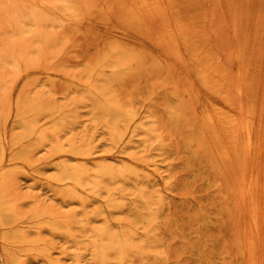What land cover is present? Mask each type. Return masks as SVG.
I'll return each mask as SVG.
<instances>
[{
    "label": "rangeland",
    "instance_id": "obj_1",
    "mask_svg": "<svg viewBox=\"0 0 264 264\" xmlns=\"http://www.w3.org/2000/svg\"><path fill=\"white\" fill-rule=\"evenodd\" d=\"M18 1L7 3V0H0V16L3 17V15L5 14L8 17L11 16L10 18L13 19V22L15 24V26H8L4 24L5 20L0 18L1 89H12L11 87L14 88V86H16L21 88L22 91H24V94L30 100L38 96L44 103L55 104L58 107H65L66 105H70L73 96L81 99V97L83 96L82 90H75L74 93H72L71 89L69 88V82L71 83V80L74 79H80L84 82H89V73L95 63H97L99 59H105L110 55V49L113 45L111 31L116 28V14L120 9L121 4L127 3L130 0ZM217 1L218 0H216V2ZM263 1L264 0H219L220 4L219 2H217V5L215 3V0H184L183 2L185 3L174 0V2L168 4V6L161 4L157 6L155 5L154 10L153 7L151 8L152 10L150 14L152 17L150 16L149 21L152 20V23L149 22L148 27L152 28V30H150L151 32H153L154 37L156 35L159 36L161 34L160 32H162V30H165L164 22H166L165 20L163 22V17L159 14V12H161V8H163L164 10L165 8L166 10H176L183 5L184 8L193 7L189 14L187 13L188 9L186 8L184 17L183 15L179 16L177 20L179 21V19H194L198 21V23L192 25L198 26L199 28L201 27L202 33L206 34L202 35L201 38L200 46L202 45V48H210L216 59L222 61V63L226 65L227 68L235 69L237 66L243 67L246 65L250 66L251 68L255 67L261 69L259 68V64H262L264 59L260 55V52L262 51L261 49H263V53L261 54L264 56V48L262 47L264 46V35L262 36L263 38L260 39L263 29L258 28L262 26L264 28ZM41 2H56L58 4L67 3L74 13L71 17L72 19L62 21H58L60 19H55L53 21H50L47 13L38 11L40 5L39 3ZM24 4H26V6ZM236 4L238 6H236ZM216 5L221 6V8H215ZM241 6L243 7L241 8ZM107 8L108 10H106ZM155 10L157 11L154 12ZM212 10L213 12H211ZM39 12H41L42 14H40ZM217 13L220 14V17L219 15H217ZM111 18H113V21H110ZM254 19L256 20V22ZM257 19L260 20L257 21ZM261 20L263 22H261ZM18 21H20V25ZM158 21L159 24H156L158 23ZM45 22L46 24H44ZM257 22H260V24ZM153 23H155L156 25ZM246 23L249 25H247ZM161 25L162 28H160ZM203 26L204 28L208 27L207 29H205L206 33L203 30ZM15 28L17 30H15ZM31 28L35 33V35L33 36L29 34L31 32ZM25 29H27L26 32ZM210 30H212V32H210ZM222 30L226 32H222ZM256 30L261 31L258 32ZM165 31H167V29ZM208 31L210 33H208ZM239 31L242 32L240 33ZM248 31L250 34H248ZM219 32L223 36L217 35L220 34ZM257 32L258 34H256ZM254 35L255 37L253 38ZM2 38L3 40H1ZM52 38L54 41L51 40ZM155 38H157V36ZM257 39H259L260 41ZM251 42L255 45H252ZM260 42H262V44H260ZM16 46L22 47L24 49L23 53L25 54H23V56H26L25 59L28 60L32 64V66L53 68L60 75V78L53 82L50 81L44 74L39 73L38 75L36 74L32 76V78L28 79L24 84H17L15 78L23 73L25 71V68L22 66L21 62L19 64L8 56V53L12 51ZM257 46H259V48ZM225 50H228L226 54ZM43 51L46 53L45 56L43 55ZM229 51H231V53H229ZM258 54L262 57L263 61L261 60L260 56H258ZM2 55H4V57H2ZM5 55H7L8 58ZM226 55L228 60L226 59ZM31 56L33 59L31 58ZM4 58L7 59L3 60ZM235 58H237V60ZM250 58L252 59L250 60ZM257 58L260 61H258ZM230 65H232L233 67ZM178 71L179 73L173 72L171 74L161 72L148 77L144 75L134 76L115 85L116 95L120 99V102L127 109H129L130 111H138L139 113H142L155 121V125L157 126L162 142L161 151H156L155 149L151 148L145 149L140 145V142H137L134 143L130 148L125 150L126 152L124 153V157H126V155H136L138 158H147V160H150L151 165L149 170L155 173V177L152 178V181L149 183V192L152 194L155 200H158L159 195L163 196V204L160 207L159 217L153 223L151 228L157 248L142 246V249L146 251L145 254L141 256L133 255V257H130L128 262H126L125 264H231V262H225L222 259V256L224 255L231 256L235 263L241 260L240 246L241 241L243 240V236L246 232L244 230H246L247 228L245 211L243 209L242 211L238 209L239 207H241L240 204H242L241 208H244V202L242 203L243 200H240V196L233 194L234 192L232 193V191L230 190L233 187V183L235 185V183L237 182V180L235 179H237L239 175L237 174L236 177V175L233 176L231 173H237L236 170L239 167L234 170V167H237L238 165H231L228 161H225V163L224 160L222 161L223 164H221L222 162L218 161L214 153L210 150L205 151L206 153L204 152L199 157H194L193 153L187 149L186 142H189L191 140L195 131V127L202 123V119H204L205 117V109L202 108L200 99L198 98L199 87L195 85V83L184 72H182V70L178 69ZM185 76L187 77L188 82L185 81ZM156 79L157 81H155ZM176 79L178 80V83ZM189 81L191 83H189ZM188 83L191 85V89L189 88L190 86H188ZM237 83L238 82H234L235 86H237L238 88L239 86L237 85ZM11 84L12 86H10ZM186 84L188 86V89H190L189 92L195 93V99L197 100H193V103H195L194 105L196 106L194 107L195 111L192 107V109H189L187 118L184 121L185 125L182 126V128H178L171 120L170 110L174 106L172 100L173 97L181 93H186L188 91L187 88L184 87L186 86ZM234 84L233 88L235 87ZM245 84H250L248 86L253 87L251 88L249 97L243 99V103L239 101V105L238 100H236L237 103L235 105H238L239 108L243 105L249 111L254 113H249L252 117L250 118V120L256 121L258 123V126H261L259 130L263 131L264 129L262 127H264V116H262V120L259 116L264 114V98H262V96L264 97V79H262L261 76L258 75L245 81ZM99 88L102 89V86L99 85ZM237 88L235 87V89ZM256 90H258L257 93ZM253 91L255 92L254 94ZM253 98L257 99V101L253 100ZM261 98L263 99L262 101ZM196 101H198V105L196 104ZM255 104L257 105L254 106ZM238 106L235 107L236 109L234 111L236 113L238 111L239 115L240 112L237 108ZM253 107H255V110H258V112H254ZM260 110H262L261 112H263V114L260 112ZM79 115L81 118L79 125L75 129L61 134L60 143L67 144V141L71 139H75L76 141H82L86 139L90 142V144L92 143L91 148L93 150L95 158L103 161L107 165L113 167L115 170L121 171L125 163L124 161L117 160L112 155V153L115 152L116 148L110 140L108 129H106L102 124L96 125L95 123H93L94 119L92 118V113L89 106L85 107L81 105L79 107ZM239 118L241 120L242 118L243 120H246L245 116H240ZM240 119H238L237 121H240ZM42 123L46 126H49L50 120L48 118H45L44 120H42ZM228 125L229 123L227 124V126ZM190 127L192 130H190ZM20 131L21 129L19 128H11L8 134L9 138L13 139L18 133H20ZM174 134L176 135V137ZM180 138L183 140H181ZM208 142H211L210 144H212V146L214 145L213 140L210 139ZM55 145H59V143L53 140L52 143L46 146L35 147L31 154V161H18L14 165L10 163L6 165L1 163L0 184L2 182V176L5 173H8L10 171V168L13 167V172H9L13 177V179L10 177L11 179L9 182L13 183L12 185H10V183L8 184V192L11 198L17 200V203H19V210L25 218L27 216L28 219L34 209L47 211L50 210L51 212L58 214V216L62 218H75L76 221L80 222L83 221L86 215H90L92 219L88 231L82 232L79 228H77V225L75 224V238L81 239V237L79 236L81 234L82 239L86 237L88 238L89 235H91V229H101L106 226V222L103 220V217L96 216V212L101 208V206H103L104 203L108 201V196L106 193H102L101 197L98 199H92L91 197L90 199H88L89 201H87V204L85 206H82V203L76 200L73 201L66 199L65 203V199L63 197L61 198V196L54 188L55 180L60 176V170L54 162L49 161ZM209 159L212 161V163L214 162L213 164H215L216 161L215 167L221 166L220 168H217V172H211L208 169L207 166L210 165ZM71 162L75 163V161ZM253 164L255 168H258L260 166L263 168L264 160L260 162L255 161V163ZM86 165L91 170V173H93L94 163L89 161L86 163ZM249 165L252 166V163H249ZM227 166L229 170H227ZM230 167L232 168L233 172L231 171ZM221 168H224V170H221ZM262 168L257 169V172L260 174L258 175L260 177H262L264 173H262V171H264L261 170ZM225 169L227 170V175L225 176L228 179H226V181L224 179V175H222V177H219L221 175L216 174H223V171H226ZM15 173L16 175L17 173H19V175L15 177ZM218 178L221 179L218 180ZM231 178L236 182H233ZM15 180L16 182H14ZM227 182L228 184H225ZM220 183H222V187ZM15 184L17 187L15 186ZM236 184H238V182ZM113 187L117 188L119 192L118 200L121 202L126 201L129 205L116 209H108L106 211V217H108L113 223L112 230L115 232L118 231L117 225L115 226V224L117 223H122L123 225L129 223L130 226L134 227L137 230L138 236L135 239L142 242L141 239L146 237L145 229L139 223L137 213L132 211L130 207L131 202L134 200L133 187L125 183L122 179L115 183ZM223 188L224 191L222 190ZM227 189L231 192L227 191ZM226 194L227 196H224ZM236 197L238 199H236ZM82 207H84V209H82ZM68 211L72 212L69 213ZM238 211H241L243 213L240 212L239 214ZM74 212H76V214ZM78 217H80V219ZM229 217H231L232 221L229 220ZM230 223H232V225ZM234 224H236V226H239L236 227ZM231 227H236L238 229H232ZM27 229V233L30 238L35 239L39 236L43 239V242L45 241L44 244L47 246L43 244V248L45 246V251H48L45 254L47 255V257H45V255L24 253L23 251H21V249H19V247L17 248V246L14 249L15 245L13 247L12 244L7 243L6 241L4 242V239L2 237L4 231L0 228V237H2L0 238V264L3 261L11 258L12 255L14 257L16 256L17 258L19 256V260L23 264H95L90 252L83 250L81 251L75 241L69 240L63 236L54 235L53 233H50L49 231L44 229L38 232L31 228ZM231 229L233 230V232L235 231L237 233H233ZM237 230L240 233H238ZM238 240L239 242H237ZM231 242L232 245H230ZM52 244H54L55 246ZM2 245L3 247H1ZM233 245L234 247L232 248ZM5 248L7 251L5 250ZM48 249H50L51 251ZM236 249L238 250V257H236ZM52 251H54V254L52 253ZM260 251L261 250L259 249V253L263 254ZM9 252H11L10 255ZM17 252L22 255H19ZM78 253L79 258H76ZM259 253L257 252V257ZM24 254H27V256H25L27 257V259L24 258ZM135 256L137 257L136 259ZM49 257L52 259H50ZM263 257L264 255H262V258ZM262 258L260 256L257 258L258 264H260L261 261V264H264V259ZM23 259H25L26 261H23ZM258 259H260V262L258 261ZM77 261H79V263H77ZM111 264L117 263L113 260Z\"/></svg>",
    "mask_w": 264,
    "mask_h": 264
},
{
    "label": "bare ground",
    "instance_id": "obj_2",
    "mask_svg": "<svg viewBox=\"0 0 264 264\" xmlns=\"http://www.w3.org/2000/svg\"><path fill=\"white\" fill-rule=\"evenodd\" d=\"M12 1L18 0H7V3H10ZM178 1L183 2L184 0ZM173 2L174 0H130L127 3H122L119 11L116 14V18L114 17L117 24L116 28L111 31L113 45L110 49V55L105 59H99L97 63H95L89 73V82H84L80 79H74L71 80V83L69 82V88L71 89L72 93H74L75 90H82L83 92V96L81 97V99L73 96L70 105H66L65 107H58L55 104L44 103L38 96L30 100L24 94V91H22V89L19 87L14 86V88L11 87L12 89L7 88L5 90H2L0 87V165L1 163L5 165L8 163L14 165L18 161H31V154L35 147L46 146L52 143L54 140L55 142H58L59 145L54 146L49 161L54 162L60 170V176L55 180L54 188L61 196V198L63 197L65 199V203L66 199L73 201L76 200L82 203V206H85L87 204V201H89L88 199H90L91 197L92 199H98L101 197L102 193H106L108 196V201L104 203L103 206H101V208L96 212V216L103 217V220L106 222V226L101 229H91V235H89L88 238L86 237L82 239L81 234L79 235L81 239H76L75 224L77 225V228H79L82 232H86L89 230L91 224V216L86 215L83 221L80 222L76 221L75 218H62L58 216V214H55L50 210L47 211L34 209L29 218L27 219V216L25 218L19 210V203H17V200L11 198L8 192V184L10 183L9 181L11 178L13 179L9 172H13L14 170L13 167L10 168V171L8 173H5L3 176L1 174L2 182L0 184V228L4 231H2L4 242L6 241L7 243L12 244L13 247L15 245L14 249L17 246V248L19 247V249H21V251H23L24 253L39 255H45L46 252H48L45 251L46 249H44L45 246H47L44 244L45 241L43 242V239L39 236L35 239L30 238L27 233V228H31L37 232L44 229L49 231L50 233H53L54 235L63 236L69 240L75 241L81 251L83 250L90 252L95 264H111L113 260L117 264H125L126 262H128L130 257H133V255L141 256L145 254L146 251L142 249V246L157 248L151 228L153 223L159 217L160 207L163 204V196L159 195L158 200H155L152 194L149 192V183L152 181V178L155 177V173L149 170L151 165L150 160H147V158H138L136 155H126V157H124V153L126 152L125 150H127L137 142H140V145L145 149L151 148L155 149L156 151H161L162 142L160 139V134L153 119L142 113H139L138 111H130L120 102V99L117 97L115 92V85L134 76L144 75L148 77L161 72L168 74H171L173 72L179 73V69L182 70V72H184L195 83V85L199 87L198 98L200 99L202 108L205 109V117L204 119H202V123L195 127V131L191 140L189 142H186L187 149L193 153L194 157H199L205 151L210 150L214 153L218 161L222 162L224 160V162H230L231 165H238L237 167L233 166L234 170L239 167V173L238 169L236 170L237 173H235L230 167L231 171L233 172L231 173L233 176L236 175L237 177V174H239L237 179H235L237 180L238 184H236L237 182L233 181L234 179L231 178L232 181L236 183L234 185V183L231 181L233 183V187L230 190L232 191V193L234 192L233 194L239 195L241 198L240 200H243L242 203L244 202L243 204L245 209L241 208L242 204H240L241 207H239L238 209H240L241 211L243 209L245 211L247 228L246 230H244L246 232L243 236V240H240L241 260L234 263L231 256L228 255L222 256V259L225 262H231V264H258L257 258L259 256L262 258V255H264V171H262L263 175L261 174L262 177H260L257 169H260L262 167L259 165L260 167L257 166L258 168H255L253 164L255 163V161L260 162L264 160V130L260 131L259 128H261V126L259 125V127L256 121L250 120V118L252 117L249 113L252 112L242 105V100L249 97L251 88H253L252 86H248L250 84L246 85L245 81L258 75H260L261 78L264 79V56L261 54L263 53V49H261L262 51L260 52V55L263 57V59L258 54V56H260L261 60L263 61L262 64H259V68H261L262 70L255 67L251 68L250 66L246 65L243 67L237 66L235 69L227 68V66L224 65L222 61L216 59L210 48L207 49L202 48V45L200 46L202 35L206 34L202 33L201 27L199 28L198 26L192 25L198 23V21L194 19H179V21L177 20L179 16L183 15L184 17L187 7L184 8L183 4H181L183 6L177 8L176 10H166V8L164 10L163 8H161V12H159V14L163 17H161L163 19V22L164 20L166 21L164 22V27L165 30L167 29V31L161 29V34L159 36L156 35L157 38H155L156 36L154 37L153 32H151L152 28L148 27L149 22L152 21H149V18L151 16L150 12L152 10L151 8L153 7L154 10L155 5L157 6L164 4L168 6V4ZM217 2H219V0ZM217 2L215 0V3L218 5ZM39 4L40 5L38 11L47 13L50 21H53L55 19H60L58 21L70 20L72 19L71 17L74 14L73 10L67 3L58 4L56 2H41ZM24 5L26 6V4ZM217 5L216 7H214L221 8V6ZM236 6L238 5L236 4ZM242 7L243 6H241V8ZM187 9V13L189 14L193 7H188ZM106 10H108V8ZM156 11L157 10H155L154 12ZM211 12H213V10ZM39 13L42 14L41 12ZM218 13L217 15H219L220 17V14ZM10 17H8L6 14L3 15V17L0 16L1 19L5 20L4 24L8 26H15L13 19H11ZM259 20L257 19V21ZM110 21H113V18H111ZM19 22L20 21H18V23ZM261 22L263 21L261 20ZM257 23L260 24V22ZM44 24H46V22ZM156 24H159V21ZM162 25L160 28H162ZM207 28H204L203 30L205 31V29ZM261 28L264 30L263 26L258 29ZM15 30L17 29L15 28ZM30 30L31 32L29 34H31V36L35 35L34 31H32V28ZM263 30L261 32V36L259 34L260 39L263 38ZM26 31L27 29H25V32ZM223 31L224 30H222V32ZM210 32H212V30H210ZM210 32L208 31V33ZM239 32L241 33L242 31ZM258 32L256 34H258ZM248 34H250L249 31ZM217 35H221V33ZM254 37L255 35L253 36V38ZM1 40H3V38ZM51 40L54 41L53 38ZM253 43L252 45H255ZM260 44H262V42H260ZM257 47L259 48V46ZM262 47L264 48V46ZM23 50L24 49L22 47L16 46L12 51L8 53V56L11 59L19 64L21 62L22 66L25 68V71L15 78L17 84H24L28 79L32 78V76L36 74L38 75L39 73L44 74L50 81L53 82L60 78V75L53 68L32 66V64L25 59L26 56H23V54H25L23 53ZM227 51L228 50H225V54ZM229 53H231V51H229ZM43 55H46L44 51ZM5 56L7 57V55ZM2 57H4V55H2ZM7 58H4L3 60H6ZM237 58L235 59L237 60ZM251 59L252 58H250V60ZM155 81H157V79ZM176 81L178 83L177 79ZM185 81L188 82L187 77ZM234 82L240 83H237V85L239 86L238 88L237 86H235ZM189 83L191 82L189 81ZM189 83L188 86H190L189 88L191 89V85ZM233 84L237 89H235V87L233 88ZM99 85L102 86V89L99 88ZM10 86H12V84ZM188 86L187 84L186 86H184L188 90L186 93L176 95L172 99L174 106L170 110V116L172 122L178 128H182V126L185 125L184 121L187 118L189 109L196 106L194 105L195 103H193L195 100H197L195 99V93L189 92L190 89H188ZM258 90H256V93ZM254 93L255 92L253 91V94ZM262 98L264 97L262 96ZM262 98L261 101L263 100ZM236 100H238V105L239 101L242 102V106L240 108L238 105H235L237 103ZM253 100L257 101V99L254 98ZM196 104L198 105V101H196ZM81 105L90 107L92 118L94 119L93 123H95L96 125L102 124L106 129H108L110 140L116 148L115 152H113L112 155L117 160L124 161L125 163L121 171H117L103 161L95 158L93 150L91 148L92 143L90 144V142L86 139L82 141L71 139L67 141V144L60 143L61 134L71 131L79 125L81 119L79 115V107ZM256 105L257 104H255L254 106ZM236 106H238L237 108L239 109V112L241 114L239 115L241 117L245 116L246 120H243V118L241 120L239 118L240 116L238 115V111L237 113L234 111L236 109ZM253 108L254 112H258V110H255V107ZM261 111L262 110H260V112ZM261 113L263 114V112ZM262 116H264V114L259 116L261 117V120L263 118ZM45 118H48L50 120L49 126H46L42 123V120H44ZM238 119H240L241 122L237 121ZM228 123L229 125L227 126ZM11 128L21 129L20 133H18L13 139H10L8 136L9 130ZM262 128L264 129V127ZM190 130H192L191 127ZM210 139L214 142L213 146L212 144H210L211 142H208ZM71 161H75V163ZM89 161L94 163L93 173H91V170L86 165V163ZM248 161L249 163H252V166L249 165ZM209 163L210 165H208L207 167L211 172H217V168L221 167H215L216 161L215 164H213L214 162L212 163L211 160ZM221 164H223V162ZM263 168L261 170H264ZM222 169L224 170V168H221V170ZM227 170H229L228 166ZM227 170L223 171V174H216L221 175L219 177H222V175L225 176L227 175ZM17 175H19V173H17ZM17 175L15 173V177ZM121 179L128 185L132 186L134 189V200L131 202L130 207L132 211L137 213L138 221L145 229L146 237L141 239L142 242L135 239L138 236L137 230L134 227L130 226L129 223H126L125 225H123L122 223L115 224V226L117 225L118 227V231L115 232L112 230L113 223L108 217H106V211L108 209H116L129 205L126 201L121 202L118 200L119 192L117 188L113 187V185ZM220 179L218 178V180ZM224 179L226 181L227 177L225 176ZM16 180L14 182H16ZM12 183H10V185H12ZM222 183H220L221 187ZM225 184H228V182ZM222 190L224 191V188ZM230 190L227 189V191L231 192ZM224 196H227V194ZM236 199L238 198L236 197ZM82 209H84V207H82ZM74 213L76 214V212ZM78 218L80 219V217ZM229 220L232 221L231 217H229ZM230 224L232 225V223ZM234 225L236 226V224ZM232 229L231 231L233 232ZM238 233L240 232L238 231ZM237 242H239V240ZM43 244L45 245L44 248ZM230 245H232V242ZM1 247H3V245ZM233 247L234 245L232 246V248ZM259 249L263 254L259 253ZM257 252L259 253L258 257ZM10 253L11 252H9V255ZM52 253L54 254V251H52ZM237 253L238 250L236 251V255ZM25 256H27V254H24V258L27 259V257ZM45 257H47V255H45ZM236 257H238V255ZM19 258V256L17 258L16 256L14 257L12 255L11 258L3 261L1 264H21L22 262L19 260ZM76 258H79V253L77 254ZM136 258L137 257L135 256V259ZM25 259H23V261H26ZM262 259H264V257ZM258 261L260 262V259H258ZM77 263H79V261H77Z\"/></svg>",
    "mask_w": 264,
    "mask_h": 264
}]
</instances>
